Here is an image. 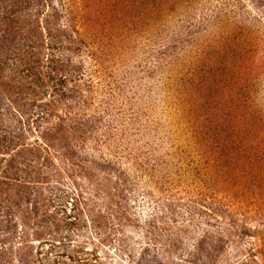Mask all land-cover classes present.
<instances>
[{
    "label": "rangeland",
    "instance_id": "1",
    "mask_svg": "<svg viewBox=\"0 0 264 264\" xmlns=\"http://www.w3.org/2000/svg\"><path fill=\"white\" fill-rule=\"evenodd\" d=\"M0 264H264V0H0Z\"/></svg>",
    "mask_w": 264,
    "mask_h": 264
}]
</instances>
